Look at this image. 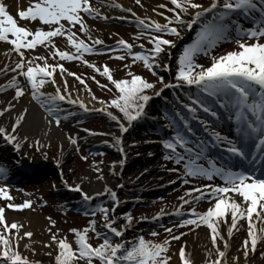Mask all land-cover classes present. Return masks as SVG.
<instances>
[{"label": "snow or ice", "instance_id": "obj_1", "mask_svg": "<svg viewBox=\"0 0 264 264\" xmlns=\"http://www.w3.org/2000/svg\"><path fill=\"white\" fill-rule=\"evenodd\" d=\"M97 3L130 14L120 19L133 21L138 29L131 42L118 37L113 45H108L93 35L94 26L86 18L110 17L103 15L92 0H27V6L19 8L15 17L0 0V42L7 43L8 52L17 57L0 68V76L5 77L0 82V93L11 90L17 101L28 95L43 109L49 125L60 126L61 102H65L84 112H104L118 131L125 133L146 115L145 108L153 96H160L164 89L181 90L184 95L177 96L178 107L171 115L166 112L162 117L166 121L164 127L169 130L159 141L164 150L162 158L176 165L169 171L177 172L184 183L197 180L210 183L188 187L178 197L175 214L181 219L173 227L163 229L166 234L163 239H145L140 235L125 240L124 232L132 226L134 217L125 213L123 223L117 220L115 211L120 204L117 192L105 185L102 192L89 195L80 184L67 185L61 173L62 183L80 193L85 214L92 218L82 228L70 227L64 234L55 228L56 220L47 218L50 226L46 228L48 235L41 242V250H48L45 255L50 257L49 264H170L174 254L171 242L185 235L173 234V229L200 225L206 226L210 242L204 264H241V256L243 264H248L250 253L256 252L258 244H264V166L254 167L258 161L264 165V0H209L207 5L197 0H165L152 8L160 19L140 16L115 0ZM135 4L143 7L141 0H135ZM241 21L250 26L243 27ZM185 31H194L195 35L179 50L173 78L165 83L156 69L169 70L166 58L172 57L176 41ZM142 38L150 47L144 42L137 43ZM57 39L65 45L63 49L57 45ZM222 42H231L234 47L212 55ZM38 46L45 50L43 54L35 53ZM85 54H107L110 59L120 61L123 75L116 77L117 69L106 63L97 66L85 59ZM201 54L211 57L207 66L196 62ZM70 61L91 68L94 74L90 79L109 91L111 98L106 102L94 96L83 74L68 70L62 63ZM136 66H142L157 79L149 80L136 72ZM95 74L107 83L101 84ZM67 77H73L81 88L70 89ZM48 85L53 91L43 90ZM73 90L86 92L89 102L97 101L101 108L90 109L79 96L73 97ZM12 111L15 115L7 125L0 123V140L13 144L17 153L23 143L40 151L39 138L30 140L26 135L22 140L18 138L28 109L17 110L9 100L0 106V117ZM225 118L234 135H223L217 130L216 124ZM83 131L96 134L92 129ZM66 135L69 143L77 146V134L73 131ZM109 135L111 146L123 153L122 136ZM76 150L79 151L78 146ZM42 156L47 159L46 154ZM124 162L121 159L119 164ZM56 163L59 167V160ZM97 163L92 162L93 170L103 179ZM116 163L112 162L110 167L114 169ZM7 171L0 166V178L6 179ZM103 195L110 197V203L87 207L88 202ZM198 201H206V209L198 210ZM32 207L33 201L28 199L15 203L9 185L0 184V264H42L35 259L33 232L26 230L25 224L6 218L7 210ZM164 214L161 209L140 219L158 220ZM234 231H243L244 236L229 258V239ZM90 232L97 243L91 242ZM149 235L157 237L159 233L152 231ZM260 255L264 256V252ZM178 260L180 264H194L184 243L179 244Z\"/></svg>", "mask_w": 264, "mask_h": 264}, {"label": "bare ground", "instance_id": "obj_2", "mask_svg": "<svg viewBox=\"0 0 264 264\" xmlns=\"http://www.w3.org/2000/svg\"><path fill=\"white\" fill-rule=\"evenodd\" d=\"M3 2L9 7L10 13L16 16L17 10L19 8L27 6V0H3ZM109 0H102V3L107 4ZM115 2L120 3V0H115ZM163 0H158L152 4H146L142 9L135 10L136 13L140 16H146V17H152L155 19H159V17L156 16L154 12H152V8L157 7L159 3H162ZM121 4V3H120ZM120 9H112V8H104L100 9V12L103 15H107L110 18L107 20H111L114 18L120 17H127L129 14H125L126 12L118 11ZM105 20V19H104ZM113 27L110 25H103V28L101 31H96L93 29V35L99 36L110 39L113 37L114 33H112ZM113 34V35H112ZM9 47L3 46L0 44V68L3 67L5 63L11 64L17 57L14 52L9 53L8 52ZM38 53V52H35ZM43 54L44 52H39ZM8 75H12V73H8ZM5 79L4 76H0V82H3ZM60 77L58 76L57 81L59 82ZM73 80V77H67V81L70 83ZM68 83V85H69ZM70 88V86H69ZM71 89V88H70ZM49 91H53V88L49 89ZM80 92V91H79ZM75 90L72 91L73 97H76L77 93ZM175 93V94H174ZM85 101L87 106L89 108L95 107L96 109H99L101 105L96 106V104L93 103V101H90V97L88 94L84 91H81L79 93ZM172 95V96H171ZM177 96L183 98L181 94H179V91H173V90H167L163 91L160 96H153L152 99L149 101V105H147L149 108L145 112L146 115H149L150 113H153L155 109H157L158 106H155V104H161V105H171L174 108L178 107V101ZM11 100L12 103L15 105V109L19 110L22 108H27L28 112L26 117L23 120L22 125L19 127L18 132V138L22 140V138L26 135L29 137L30 140L39 138L40 140V156L42 154L48 155L49 148L51 145H57L59 148V152L55 156L56 161L59 160V170L65 171L71 169L74 164L71 163V158L78 154L79 152H76V149L73 145H71L67 139L66 133L71 132H79V126L77 124L70 125L69 122L61 120L60 126L55 125H49L47 123L46 114L44 113L43 109L39 107H36V104L31 101L30 97L28 95H24L20 100H14L12 98V91L8 90L5 93H0V106H4L7 101ZM83 111V110H82ZM84 112V111H83ZM15 115V111H12L11 113L5 114L3 117H0V123H3L7 125V123L12 119ZM144 116L146 119L144 123H141L140 120H137L136 124H132L128 127V130L125 133H120L118 131V128L115 125V122L111 121V126L109 127L108 133L105 136H98L95 139H88L87 141L90 143L99 142L100 144H105L111 147L113 151L117 152V148L111 146V135L109 133L120 135L122 136L123 140V148L124 152L121 153L122 159H124L123 165H120L118 168H114L113 172L110 174V178H108V175L106 178L100 179L96 182H93L91 185L83 184L81 187L83 190L85 189L86 192L89 195H94L95 193L102 192L105 185L112 188L113 190L117 191L118 194H123L121 197L119 207L116 208V218L121 223V219L118 216V212L124 209L125 206H129L130 204L139 203V204H145L146 202L153 200L160 190H162L165 187H170L172 184H174L175 180H172L164 175L161 168L154 167L151 163L152 160L155 158L151 156L149 153L156 152L150 151L147 152L148 154L145 155H139V156H133V151L137 148L139 145V141L132 140L134 138L135 134L139 135L141 132V129H144L147 124L149 125H155L156 127L159 126L160 129H162V126L160 123H158L157 120L152 119L154 118L151 116V119L146 118L147 116ZM157 121V122H156ZM147 123V124H146ZM158 123V124H157ZM139 124H143L138 126ZM136 139V138H134ZM105 141H108V143H105ZM25 143L22 144L21 151L17 153L14 149L13 144L6 143L3 140H0V149L8 148V153L15 155L16 158L19 160H25V158H28L29 152L27 151V148H24ZM24 152H27V156H24ZM39 164V163H38ZM33 169H36V171H43L46 168L42 165H33ZM63 188V187H62ZM179 205V202L174 206L172 209L164 211V215H162L158 220L163 219L167 217L168 215H176L175 214V208ZM198 210H204L207 207V202H197ZM45 216L55 217L52 214L44 212V215L41 216H34L30 215L28 217V221L30 222L29 227H26V230H31L33 233H35V236L32 238V242L34 247L36 248V251L40 250V252L43 255V259H41L42 264H49L48 260L46 259L45 252L48 251L47 249H43L39 247L42 246L43 239H39L38 235L36 234L38 231L43 229L44 224L43 220ZM18 216L16 214H13L12 216L6 214V218L8 221L15 220H24L17 218ZM25 221V220H24ZM157 220L152 219H140L133 222L132 226L129 227V230L131 233L139 231V229H142L146 226L151 225L153 222ZM223 227V226H222ZM204 232V233H203ZM201 231L200 233L194 235L192 238V241L187 242H181L185 244L186 252L189 253L190 258L194 261V264H204L205 260V251L210 247L209 237H208V231ZM34 235V234H33ZM226 235V233H225ZM244 236V232H236L234 231V234L231 239H229V250H228V256L229 258L234 254L235 249L239 246V242ZM46 240V239H45ZM194 242V246H192V243ZM264 252V244H258L256 252L250 253L248 257V264H264V256H261L260 253ZM241 264H243V257L241 256Z\"/></svg>", "mask_w": 264, "mask_h": 264}, {"label": "rangeland", "instance_id": "obj_3", "mask_svg": "<svg viewBox=\"0 0 264 264\" xmlns=\"http://www.w3.org/2000/svg\"><path fill=\"white\" fill-rule=\"evenodd\" d=\"M93 1H95V0H92V2ZM156 1H158V0H141V4L144 7L146 4H152ZM163 2H165V0H163ZM120 3L125 8H128V7L133 8L134 11L137 9L143 8V7L136 5L135 0H120ZM93 4H95L96 7L101 9L100 8L101 6L99 4H97V3H93ZM201 4L206 5L205 3H201ZM118 11H121V10H118ZM121 12H123V11H121ZM125 14H127V13H125ZM87 20H88V23L90 25L94 26V30H96V31H101L103 28V25H110L111 27H113L112 33H114V35L112 34L113 35L112 38L107 39V38L101 37L102 39L105 40V43L108 45H113L114 40L118 37H122L125 40H128L129 42H131V40L133 39V34L136 31H138V29L135 27L134 22L131 20L128 24H117V23H113V22H111V24H107V23L101 22V20L97 21L96 18H87ZM188 36H190V31H185V32L181 33V38L176 41V45H177L176 48L172 50V57L170 59L166 58V62L170 65L169 70L165 71V70H163V68H157L156 69L157 75L162 76L165 83H168L169 80H171L173 78L174 71L172 69V66L175 64L174 59L177 56L178 50H180V48H182V44L184 43V41L187 39ZM167 38L172 39L173 37L168 36ZM140 42H144L145 46L147 45V41L143 40V38L141 39V41H137V43H140ZM89 43H90V41H89ZM57 45L59 47H61L62 49L65 47V45L62 43V41L60 39H57ZM226 48H227L226 51H228V50H231L233 47H226ZM40 50L45 51L42 47L38 46L37 49L35 50V52L40 51ZM222 52H224V51L221 49L216 54H219ZM216 54H212V55H216ZM88 60L96 63L97 66H100L101 64L106 63L110 67L117 69L115 71L116 77H121L123 75V72L121 70H119L121 62L118 60H115V59H110L107 54L101 55V56L88 57ZM210 60H211L210 56H204L202 54L197 56V58H196L197 63L203 64L205 66H207L208 63H210ZM52 62L53 61L51 60V58H49V63H52ZM65 65H66V68L68 70H71V71L79 73V74H83L85 81H86L87 85L89 86V88L91 89V92L94 93V96H96L98 98H100V96H101L100 99H104L106 102L111 98V93L109 91H107L105 89L99 90V88L97 87V84L92 79H90V77L94 73H91L89 70H87V72H86L85 68L82 67L81 65H79V63L72 64V65H68L65 63ZM135 71L144 75V76H147V78L149 80H156L157 79V77L151 76V74L148 73L142 66H136ZM95 75H96V79L99 80L101 82V84L107 83L105 78L101 77L98 74H95ZM56 78L58 79V76ZM69 86L71 89H80L81 88V85L79 84V82L75 81L74 78L69 83ZM159 87H160V85H159V83H157V88H159ZM50 88H51V85H48L43 90L49 91ZM163 91H166V89H164ZM75 92H77V91H75ZM79 93H77L76 95L79 97H82L81 95H79ZM93 103L96 104V106L100 105L97 101H93ZM100 108L101 107H99V109ZM109 109L111 110V108H109ZM86 114L88 117L87 121H90L89 125H88L89 127H86L87 129H92L95 133H98V134H107L108 133V127H109L110 122L108 120H105L104 117L105 116L107 117V115L104 114V112H102V111H89ZM94 117L103 118V120H104L103 123H100L99 121L94 119ZM77 136H78L77 142L80 143V147H79V150H80L82 143H85L87 137H86V134H83V133L77 134ZM24 146L27 148V151L29 152L28 153L29 156H28V158H25V160H22V161L18 160L21 162V164L23 166L27 165L29 167L30 166L32 167L33 165H42L46 168L45 170L52 171L51 173H49L50 175H52V174H53V176H54V174L56 176L58 175L59 179L56 180V176H55L54 178H52L53 181L51 183H48V184L45 180H42V182H39V184H38V185H40V188H41V190H39V191L24 193V194L10 192L12 197L14 198L15 203H22L24 200L28 199V200L33 201V207L32 208H25L22 210H16V211L7 210L6 214H8L10 216H12L13 214H16L18 216L17 218L24 219L25 221L24 220H22V221L16 220V221L25 224L26 227H29V225H30V222L28 221L29 220L28 217L30 215L41 216V215H44V212L49 213V214H54V216L56 217V218H54V220H56L55 228L61 229V234L67 233V230L70 227L82 228L87 223V220L81 219V218L76 217V216L75 217L70 216V215L64 213V210H61L59 208L58 202H55V200L57 199V195L54 194V192H55V190H58V191L61 190V189H59L60 187L68 188V190L71 193L73 192L72 197H74V196L75 197L76 196L81 197L79 192L72 190L70 187L65 186V184L62 183L61 173L63 174V180L67 182V185L74 186L76 184H80L82 186L83 184L84 185L87 184V185H85V187H87L88 185H91L93 182L100 180V174L96 173L93 170V167H92L93 161L99 162V163H97L96 166L101 169V171L103 173V178H106L107 175H108V178H110V174L113 172V169L110 166L112 165V162L115 161V162H117L115 168L116 167L118 168L120 166L119 161L121 160V155H119L117 152L115 153V151H113V149H111L110 147L108 148V146H106V148L103 146L100 148L90 147V148H88L89 152L92 153L90 156L76 155V156L71 158V163H73L74 166L69 170L60 171L59 167L57 166V163H56L57 161H56L55 156H54V155H57V153L59 152V148L57 147V145H51L50 146L49 153L47 155V159H44L43 157H41L40 151H36L35 147L28 148L27 143H25ZM84 151H82L81 153H83ZM145 152H149V151H146L144 149L141 150L140 148H136L132 154H133V156H139V155L144 154ZM113 155H115V157ZM82 156L86 157V159H82L81 158ZM13 159L15 160V158H13ZM151 164L154 167L161 168L164 175L168 176V178H170L172 180H176V178L178 177L177 174H173L171 171L168 170L166 164H168L169 166H173V164H171L169 162H164L162 159H158V160H153ZM10 183H13V182H10ZM197 184H199V183H197ZM83 191L86 192L85 189ZM123 194H125V193H123ZM123 194L117 193L118 198L121 199ZM183 194H184L183 189L181 186L179 187V183L177 182L170 187H165L162 190H160V195H161L160 198L161 199L163 198V201H161V203L160 202L159 203L146 202L145 204H130L129 206H125L123 210L118 212L119 213L118 216L121 219V223H123V215L125 213L131 214L134 217V221L140 220V217H142V216L151 217V216L155 215V213L157 211H160L161 209H163V211H167V210L172 209L179 202L178 197L182 196ZM42 197H45V199H43ZM106 198H107L106 204L110 203V199L106 195L96 197L94 199V201L95 200L98 201V199L106 200ZM43 200L48 201V204H44ZM48 217L49 216H45V218L43 220V224H44L43 229H41L40 231H38L36 233L38 235V238L41 240L47 239L48 234H47L46 228L50 226L48 224V219H47ZM179 219H181L180 216L171 214V215H168L167 217H165L163 219H160V220L153 222L151 224L152 225L151 227L146 226L142 229H139V231L134 232V233H131L129 228H127L124 232V239L125 240H132L133 238H135L137 236L143 235L145 237V239L161 240L166 236L163 229L165 227H169V228L173 227L174 224L178 223ZM189 228H192L193 230L189 231ZM149 229H150V231H148ZM101 230L103 231L102 226H101ZM151 231H155V232L159 233V236L148 237L147 235H149V233ZM201 231L202 232L206 231L205 233H207L208 230H207L206 226H204V225H200L199 227L186 226V227H180L178 229H175V228L173 229V234H175L177 232H184L185 235L183 237H181V239L179 241H172L171 242L172 252L174 254L172 255V259H171L170 264H180V262L178 260L179 244L183 241L184 242L192 241V238L194 237V235L200 233ZM33 232H35V231H33ZM33 234L34 235L32 238L36 237L35 233H33ZM69 239H71L70 234H69ZM91 242L94 243L92 239H91ZM192 246L196 247L194 245V242L192 243ZM39 247L42 248L41 245ZM29 255L31 257V253H29ZM35 259H38V260L43 259V255L40 252V250L36 251ZM46 259L48 260V262H50L49 256L46 255Z\"/></svg>", "mask_w": 264, "mask_h": 264}]
</instances>
